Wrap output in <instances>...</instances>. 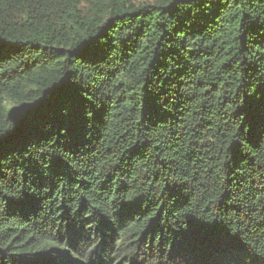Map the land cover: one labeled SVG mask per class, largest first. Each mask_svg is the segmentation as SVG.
Returning <instances> with one entry per match:
<instances>
[{
    "label": "trees",
    "instance_id": "obj_1",
    "mask_svg": "<svg viewBox=\"0 0 264 264\" xmlns=\"http://www.w3.org/2000/svg\"><path fill=\"white\" fill-rule=\"evenodd\" d=\"M0 264H264V0H0Z\"/></svg>",
    "mask_w": 264,
    "mask_h": 264
},
{
    "label": "rangeland",
    "instance_id": "obj_2",
    "mask_svg": "<svg viewBox=\"0 0 264 264\" xmlns=\"http://www.w3.org/2000/svg\"><path fill=\"white\" fill-rule=\"evenodd\" d=\"M151 1V0H150Z\"/></svg>",
    "mask_w": 264,
    "mask_h": 264
}]
</instances>
